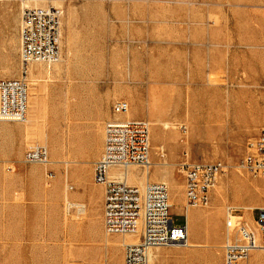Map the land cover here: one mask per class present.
<instances>
[{"label": "rangeland", "instance_id": "rangeland-1", "mask_svg": "<svg viewBox=\"0 0 264 264\" xmlns=\"http://www.w3.org/2000/svg\"><path fill=\"white\" fill-rule=\"evenodd\" d=\"M44 6L63 12L61 58L28 76L26 117L43 128L0 121V264L121 261L131 236L106 234L105 187L94 181L105 125L127 117L113 114L120 99L132 119L151 123L152 165L135 185L165 182L178 203L174 225L189 212L196 219L188 247L155 248L150 264H224L226 208L255 209L258 219L264 207V177L239 167L264 127V0H0V78L20 76L23 8ZM37 145L50 164L24 163ZM185 160L226 166L208 203L188 212ZM136 167L139 177L145 168ZM256 253L264 264L259 250L249 264Z\"/></svg>", "mask_w": 264, "mask_h": 264}, {"label": "built area", "instance_id": "built-area-1", "mask_svg": "<svg viewBox=\"0 0 264 264\" xmlns=\"http://www.w3.org/2000/svg\"><path fill=\"white\" fill-rule=\"evenodd\" d=\"M62 11L54 6L25 7L19 26L20 76L0 78V121L20 122L26 118L29 101L28 69L32 63L51 64L61 58ZM130 109L127 100H117L113 114H125ZM253 151L245 156L239 167L253 176L264 177V127ZM151 124L147 119L112 118L106 124L104 150L94 163V181L104 185V228L108 236L134 232L142 223L140 240L128 244L122 262L83 261L66 264H150V250L171 244L187 243V223L175 226L169 204V188L164 182H148L144 187L128 184L125 179L111 175L113 168L151 164ZM24 163L47 164L49 150L37 145L24 154ZM179 169L186 183L188 204L203 205L209 200L211 186L226 170L222 161L213 163L181 161ZM238 209L230 210V217ZM256 222L260 237L243 220L227 222L233 231L224 242V264H249L253 250L264 251V207L258 208Z\"/></svg>", "mask_w": 264, "mask_h": 264}, {"label": "bare ground", "instance_id": "bare-ground-1", "mask_svg": "<svg viewBox=\"0 0 264 264\" xmlns=\"http://www.w3.org/2000/svg\"><path fill=\"white\" fill-rule=\"evenodd\" d=\"M44 7H48V6H44ZM61 10V9H60ZM62 11V10H61ZM63 13V12H62ZM60 35H61V33H60ZM60 42H61V39H60ZM57 62V61H56ZM55 63V62H54ZM54 63H51V64H54ZM20 64V63H19ZM34 64H39V66L42 68V64H45V63H43V62H36V63H32L31 65H30V67H29V69H28V76H29V73H30V71H31V69H32V66L34 65ZM51 64H47V65H51ZM45 67H47V66H45ZM42 70V69H41ZM45 71H46V68H45ZM47 72V71H46ZM210 75V74H209ZM209 79H210V82H211V76H209ZM38 80V79H37ZM37 80H36V78H35V76H34V74L33 73H31L30 74V78H29V82L32 84V85H36V83H37ZM29 85V84H28ZM202 90L204 89L205 91L207 90V88L206 87H204V85H202ZM34 97V96H33ZM37 99V98H36ZM29 105V104H28ZM30 106V105H29ZM35 107V106H34ZM32 109V108H31ZM34 109V108H33ZM37 110V109H36ZM40 110V109H39ZM130 110V109H129ZM129 110H128V112H126V114L127 113H129ZM29 111V110H28ZM211 111V110H210ZM212 112L213 111H211L210 112V115H212ZM35 113V112H34ZM39 115V114H38ZM37 117V116H36ZM34 115H32V114H30L29 113V115H28V117H26L23 121H20V122H24V121H26V127H27V129L29 130V129H34V128H36V129H40L41 128V126H40V128H39V124H38V120H37V118H36ZM159 119V118H158ZM126 120H131V119H126ZM150 123V122H149ZM170 123V122H169ZM168 122H166V121H161V120H157V122H156V125L157 126H161V124H162V128H164V130H166V129H169L171 126H170V124H169ZM174 123V122H173ZM151 124V123H150ZM183 127V126H182ZM42 128H43V126H42ZM37 130V131H38ZM36 131V132H37ZM44 130H42V132H43ZM46 131V130H45ZM105 132H106V125H105ZM43 135H45V133H43ZM42 135V136H43ZM47 136V135H46ZM252 144H254V143H252ZM162 145V144H161ZM163 160V159H162ZM50 160H49V162L47 163V164H50ZM151 162V161H150ZM162 163V162H161ZM156 164V163H155ZM158 164H160V163H158ZM169 164V163H168ZM151 165H152V163L151 164H149L145 169H144V172H143V174L141 175V176H139L138 177V175H135L133 172H134V169L135 168H137L136 166H130V167H128V168H125V169H123V168H120V169H118V168H113L112 170H111V175L112 176H115V177H118V178H120V179H125L126 181H128V182H134V184H132V185H135V183H140V184H142L145 180H146V176H147V172H148V170L150 169V167H151ZM135 167V168H134ZM241 169V168H240ZM180 170V169H179ZM163 172V171H162ZM181 172V171H180ZM256 177H258V176H256ZM218 179H219V177L217 178V180H216V182L211 186V188H210V191L216 186V184H217V182H218ZM250 181V180H249ZM127 182V183H128ZM165 183V182H164ZM129 184V183H128ZM166 184V183H165ZM253 184H256V185H258V182H253ZM137 186H140V187H144L145 185H137ZM168 186V185H167ZM184 187H185V198H186V183H185V181H184ZM169 188V187H168ZM175 193H173V196H172V199H170V196H169V204H170V207L171 206H174L176 203H177V201L176 200H174V198H175ZM67 204V203H66ZM178 204V203H177ZM72 205V204H71ZM81 207H83V206H81ZM199 207H202V205H200V204H198V205H192V204H188V202H187V198H186V204H185V210L188 212L190 209H193V208H199ZM233 207H228V208H226L227 209V217H226V233H225V241L227 240V237H228V235H231V234H233V231L232 230H230V229H228L227 228V222L229 221V220H232L233 221V223H236V222H238V221H241V220H243V216H241V215H235L234 217H230V210L232 209ZM84 209V208H83ZM188 223H189V228L191 229V227H192V225H193V223H195L196 224V219H195V217H194V215H192L190 212L188 213V222H187V229H188ZM245 224H246V226H248L251 230H253L258 236L260 235V228H259V225H258V223L255 221V223H252L251 225H249V224H247L246 222H244ZM190 229H189V231H190ZM141 231H142V223L140 222V224H139V226H138V229L136 230V231H134V232H130V233H125V234H120L121 236H127V235H133V236H136V240H135V238L134 239H131V237H129L130 239H126V238H124L121 242H120V244L124 247V249H125V246L126 245H128V244H136V243H138L139 242V240H140V235H141ZM189 231H188V235H189ZM260 237V236H259ZM130 240H132L133 242H129ZM224 241V242H225ZM104 244H106V243H104ZM192 244V243H191ZM190 245V242H189V238H188V241H187V243L186 244H184V245H181V244H171V245H167V246H178V247H188ZM223 246H224V244L222 245V252H223ZM164 247H166V246H164ZM158 248H160V247H158ZM153 249H155V248H153ZM153 249H151L150 250V260H151V258H152V256L155 258V256H154V254L152 253V251H153ZM256 250H259V251H262L263 253H264V251L262 250V249H256ZM256 250H253L252 252H251V254L253 253V252H255ZM251 254H250V256H251ZM223 257H224V252H223ZM250 258V257H249ZM102 259V258H101ZM123 259H124V254H123ZM123 259L121 260V261H118V262H122L123 261ZM255 260H256V262H255V264H259V262H258V253H256V256H255ZM101 261H105V260H101ZM110 261V260H109ZM74 262V261H73ZM114 262H117V261H114ZM68 263H71V262H68Z\"/></svg>", "mask_w": 264, "mask_h": 264}, {"label": "crops", "instance_id": "crops-1", "mask_svg": "<svg viewBox=\"0 0 264 264\" xmlns=\"http://www.w3.org/2000/svg\"><path fill=\"white\" fill-rule=\"evenodd\" d=\"M13 29H18V25H15V26H13ZM4 30L2 29V30H0V51H3V48H4V44H5V35H4ZM28 104H29V101H28ZM29 106V105H28ZM129 112H130V110H129ZM126 119H132L130 116H129V113H127V117H126ZM104 136H105V127H104V131H103V134H101V142H102V140H103V138H104ZM101 189V188H100ZM98 190V189H97ZM171 207H174V206H171ZM181 214H183V213H181ZM251 214V216L252 217H250L249 215ZM254 214H255V209H252V211L251 212H249L248 214H246V213H244V216L243 217H245V220H246V223L247 224H252V223H255V221H256V219H255V216H254ZM184 225V224H183ZM194 225H196L195 223H193V225H192V227L194 226ZM189 223H188V231H189ZM129 236H131L133 239L135 238V240H136V236H133V235H129ZM130 239V238H129ZM258 251V250H257ZM153 252V251H152ZM123 259V257L121 258V260ZM151 261V260H150Z\"/></svg>", "mask_w": 264, "mask_h": 264}]
</instances>
